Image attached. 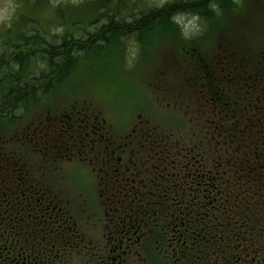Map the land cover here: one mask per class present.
<instances>
[{"label": "flooded vegetation", "instance_id": "obj_1", "mask_svg": "<svg viewBox=\"0 0 264 264\" xmlns=\"http://www.w3.org/2000/svg\"><path fill=\"white\" fill-rule=\"evenodd\" d=\"M259 66L248 67L252 75L263 70ZM242 73L246 82L248 69ZM223 77L235 84L236 92L220 95V77L206 87L203 103L213 102L211 137L162 139L159 145L156 138L153 143L145 138L141 145L156 151L157 166L164 164L163 176L158 173L150 186L141 187L131 173L140 170L144 159L127 157L131 167L125 163L121 152L134 151L129 137L97 147L106 154L95 157H117L111 175L109 169L92 176L96 170L85 165L97 189L92 201L83 189H72L65 174L59 175L61 160H87L75 145L71 156L65 153L71 144L60 133L66 131L60 116H48L49 128L41 117L31 122L42 131L41 140L17 137L18 154L5 137L0 153L17 158H0V264H264V202H251V189L255 194L264 189V162L255 167L252 156L262 161L264 142L247 143L246 127L239 122V113L254 96L248 89L261 88L260 82L251 81L244 89L237 77L225 72ZM79 120L76 130L87 123L84 117ZM67 132L75 134L72 127ZM35 139L36 147L31 143ZM84 145L93 150L96 143L90 139ZM240 147L246 154L237 155ZM45 149L56 152L46 155ZM108 175L116 179L110 189L104 185ZM146 188L151 190L141 191Z\"/></svg>", "mask_w": 264, "mask_h": 264}, {"label": "rangeland", "instance_id": "obj_2", "mask_svg": "<svg viewBox=\"0 0 264 264\" xmlns=\"http://www.w3.org/2000/svg\"><path fill=\"white\" fill-rule=\"evenodd\" d=\"M94 1L0 0V35L7 33V26L19 12L39 21L46 30L60 34L63 29L70 30L68 28L78 22L94 21L99 16L98 9L95 10L92 3ZM143 1L160 7L175 0ZM223 3L224 9L219 5L215 7L217 15L210 16L208 22L201 15L186 13L175 15L174 22L172 17L166 20L161 29H147L142 38L120 29L110 43L99 49L100 52H86L85 56L74 62L63 79L51 77L47 86L48 91H51L49 98L43 96L36 105L17 107L23 110V114L17 116L14 122H11V118L2 119L0 148L6 137L10 142L12 139L11 148L17 154L20 153L21 142L17 143V137L25 135L40 138L43 135L31 122L41 117L45 119L44 126L49 128L52 120L48 121V116H60L63 120L61 129L66 130L60 133L71 144V150L67 148L65 153L71 156L74 149L72 145H75L87 157V160L77 159L74 163L61 160L59 175H66L63 180L67 178L72 189H83L88 193L89 201L94 200L97 189L92 176L96 173L100 175L99 172L106 175L110 173L109 169L111 175L118 166L116 156H111L114 161H110L109 157L105 160L95 157L106 154L99 153L97 147L104 148L109 141L110 144L122 143L121 140L127 141L128 137L133 140L134 151L121 152L126 155L125 163L131 167L127 157L144 159L140 170L133 169L131 173L138 182H142L141 187L145 184L150 186L155 176H159L158 173L163 176V168H160L164 164L157 166L159 157L156 151L148 150L141 144L145 143V138L151 143L152 138H156L159 145L162 139H189L195 142L203 136L211 137L213 130L208 121L214 117L213 102L203 103L206 87L221 78V83L217 84L220 95H224V90H232L233 95L236 92L235 84H229L223 77L224 72L229 73L230 78L237 77L238 82H243L244 89L251 81L260 82L261 88L248 89L254 96L249 97L242 114L239 113V122L246 127L244 138L247 143L253 146L256 142H264V130L259 132L264 127V0H222ZM30 47H35V43H30ZM251 65H262L263 70L252 75L253 72L248 68ZM242 69H248V75L251 76L246 82L241 77L246 75ZM44 82L45 79H42V84ZM38 85L39 81L31 84ZM209 95L205 94L206 99ZM242 96H245V92ZM79 117H84V122H87L82 130H76L80 123ZM71 127L74 135L67 132ZM44 134L46 136L45 131ZM78 136L87 142H81ZM90 139L96 143L93 150L84 145ZM36 142V139L31 142L34 147ZM111 147L113 152L116 147ZM45 152L48 155L56 150L45 149ZM240 154H246L241 147L237 152V155ZM252 156L257 161L253 162L255 167L264 162V158L258 161L255 153ZM0 158L7 162L17 156L9 154L4 157L2 152ZM85 165L90 170H96L91 172L92 176L89 170L86 171ZM110 175L107 176V183L104 182L106 189L115 187L116 179ZM251 190V194L255 195L251 202H264V189L260 194Z\"/></svg>", "mask_w": 264, "mask_h": 264}, {"label": "trees", "instance_id": "obj_3", "mask_svg": "<svg viewBox=\"0 0 264 264\" xmlns=\"http://www.w3.org/2000/svg\"><path fill=\"white\" fill-rule=\"evenodd\" d=\"M92 3L99 11L94 21L78 22L60 34L46 30L39 21L19 12L7 26V33L0 35V124L2 119L11 118L14 122L23 114V110L17 107L36 105L43 96L49 98L51 91L47 86L51 77L63 79L74 62L86 52H100L99 49L119 33L124 20H130L131 26L139 33L137 37L142 38L147 29H161L166 20L172 17L173 21L177 14L201 15L208 22L210 16L217 15L219 6L222 9L225 6L222 0H175L152 8L150 2L143 0H95ZM30 43H35V47H30ZM37 81L38 86H31Z\"/></svg>", "mask_w": 264, "mask_h": 264}, {"label": "bare ground", "instance_id": "obj_4", "mask_svg": "<svg viewBox=\"0 0 264 264\" xmlns=\"http://www.w3.org/2000/svg\"><path fill=\"white\" fill-rule=\"evenodd\" d=\"M152 8V5L150 6ZM149 10H146V12H148ZM190 14H193V13H190ZM195 15V14H193ZM131 16H134V14H132ZM131 16H128V17H131ZM196 16V15H195ZM198 16V15H197ZM124 20V19H123ZM125 21H127V23H125ZM123 27H122V30L124 31V33H127V34H134V35H137L138 36V32L131 26L130 24V20H124L123 21Z\"/></svg>", "mask_w": 264, "mask_h": 264}]
</instances>
